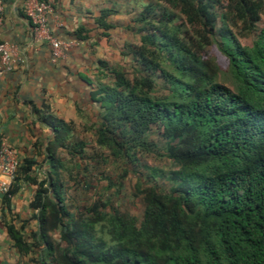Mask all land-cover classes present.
<instances>
[{
    "label": "trees",
    "instance_id": "obj_1",
    "mask_svg": "<svg viewBox=\"0 0 264 264\" xmlns=\"http://www.w3.org/2000/svg\"><path fill=\"white\" fill-rule=\"evenodd\" d=\"M112 12L99 15L104 36L115 27L107 20ZM263 12L264 0L145 5L135 19L139 42L123 52L131 54V71L97 61L92 100L99 114L87 126L94 140L76 136L74 122H52L47 168L35 171L31 158L18 167L13 181L36 186L35 229L25 235L24 224H7L22 264H264V28L250 45L239 38ZM212 44L226 56L231 86L206 57ZM154 128L174 165L168 173L141 160L159 148L149 137ZM97 148L145 184L141 221L105 211L99 197L73 211L70 184L97 178L91 166L105 161Z\"/></svg>",
    "mask_w": 264,
    "mask_h": 264
},
{
    "label": "crops",
    "instance_id": "obj_2",
    "mask_svg": "<svg viewBox=\"0 0 264 264\" xmlns=\"http://www.w3.org/2000/svg\"><path fill=\"white\" fill-rule=\"evenodd\" d=\"M52 2L50 29L67 43L57 59L50 43L34 40L24 0H5L0 26V41L15 43L20 57L11 71L0 76V138L9 142L21 162L26 158L36 160L37 172L48 166L46 147L53 137L52 122H74V134L84 139L87 126L97 120L99 106L92 100V91L96 88L97 61L101 59L99 47L108 38L99 28V0ZM102 5L100 13L109 8L105 2ZM56 18L62 23L60 27ZM82 27L84 38H77L76 32ZM11 188L8 203L0 190V264H22L26 259L15 247L7 224H24L25 235L36 227L30 207L36 186L19 179Z\"/></svg>",
    "mask_w": 264,
    "mask_h": 264
},
{
    "label": "rangeland",
    "instance_id": "obj_3",
    "mask_svg": "<svg viewBox=\"0 0 264 264\" xmlns=\"http://www.w3.org/2000/svg\"><path fill=\"white\" fill-rule=\"evenodd\" d=\"M103 2L107 3L108 7L113 11L112 14L107 17V20L113 23L115 27L110 29L108 38L102 40V44H100L99 51L101 59H105L111 64H118L127 71H131V67L134 64L131 54L123 55V52H126V45L129 43L139 42L141 34L139 30L140 24L136 23L135 19L145 5L150 3L151 0H99V15L101 8H103ZM263 28L264 12L251 34H246L244 36L239 35L240 41L244 45L252 44L259 30ZM206 57L210 59L213 64L217 65L218 78L220 81L231 86L226 56L217 48V45L212 44L207 48ZM109 79L110 78L106 80L108 81ZM86 131L87 133L84 135V139L87 141L94 140V132L92 130ZM149 137L159 148L155 152L144 154L141 158L142 163L150 167H157L168 173L174 168V165L172 161L168 160L162 154L161 148L164 140L160 136V132L154 128L149 133ZM97 151L99 154L105 155V161L102 162L99 158V164L91 166L92 170H90L95 173L97 178L95 179V177L91 175V177L88 176L84 179L86 183L83 182L76 185L73 183L70 184L68 193L69 196L73 198L74 204L76 205L73 211H84L85 207L89 205L94 198L99 197V200H102L103 203H107V206L102 207L105 211L115 209L120 213L135 217L137 221H141L145 204L144 194L140 189H144L146 187L145 184L141 186L138 185L137 177H134L132 174L124 175L123 165L109 155L108 150L97 148ZM88 152L93 153L94 150L91 148L88 149ZM142 171L146 173L148 170L143 167ZM108 176L112 177L118 183H116L115 186H110L107 178ZM158 179L160 183H166L163 177H159ZM90 181H93V187L89 186ZM54 237L58 238V233H56Z\"/></svg>",
    "mask_w": 264,
    "mask_h": 264
},
{
    "label": "built area",
    "instance_id": "obj_4",
    "mask_svg": "<svg viewBox=\"0 0 264 264\" xmlns=\"http://www.w3.org/2000/svg\"><path fill=\"white\" fill-rule=\"evenodd\" d=\"M5 0H0V26L4 21ZM24 11L33 27L35 41H46L52 46V55L57 59L62 54L65 42L57 39L49 26V15L53 12L52 0H24ZM56 25L61 26V21ZM20 60L18 47L15 43L0 41V76L11 71ZM21 160L16 150L5 138H0V190L4 194L11 187Z\"/></svg>",
    "mask_w": 264,
    "mask_h": 264
}]
</instances>
